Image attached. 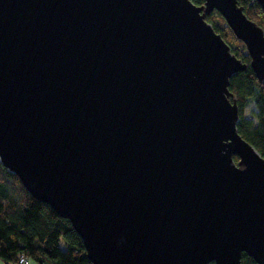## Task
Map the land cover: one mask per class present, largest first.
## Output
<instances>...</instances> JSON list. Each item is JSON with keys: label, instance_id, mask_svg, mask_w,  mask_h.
<instances>
[{"label": "water", "instance_id": "1", "mask_svg": "<svg viewBox=\"0 0 264 264\" xmlns=\"http://www.w3.org/2000/svg\"><path fill=\"white\" fill-rule=\"evenodd\" d=\"M204 2L0 0V162L92 264H264V158L230 91L248 66L206 18L262 84L264 30Z\"/></svg>", "mask_w": 264, "mask_h": 264}, {"label": "trees", "instance_id": "2", "mask_svg": "<svg viewBox=\"0 0 264 264\" xmlns=\"http://www.w3.org/2000/svg\"><path fill=\"white\" fill-rule=\"evenodd\" d=\"M203 6L204 0H192ZM246 15L264 30V10L255 0H239ZM216 33L231 47L232 52L247 69L235 74L230 81V91L239 106V134L264 158V84L251 68V57L218 12L206 18ZM253 105L250 119L245 111ZM235 157V161L238 162ZM92 264L87 258L83 241L71 222L60 217L50 206L39 202L25 189L16 174L0 162V258L7 264ZM242 264H257L243 254Z\"/></svg>", "mask_w": 264, "mask_h": 264}, {"label": "rangeland", "instance_id": "3", "mask_svg": "<svg viewBox=\"0 0 264 264\" xmlns=\"http://www.w3.org/2000/svg\"><path fill=\"white\" fill-rule=\"evenodd\" d=\"M253 110H254L253 105H250V106L246 109V111H245V117L248 118V119H250V118L253 116V115H252ZM0 264H7V263L4 262V260H2V259L0 258Z\"/></svg>", "mask_w": 264, "mask_h": 264}, {"label": "built area", "instance_id": "4", "mask_svg": "<svg viewBox=\"0 0 264 264\" xmlns=\"http://www.w3.org/2000/svg\"><path fill=\"white\" fill-rule=\"evenodd\" d=\"M20 263L21 264H27V259L25 257H22L21 260H20Z\"/></svg>", "mask_w": 264, "mask_h": 264}]
</instances>
